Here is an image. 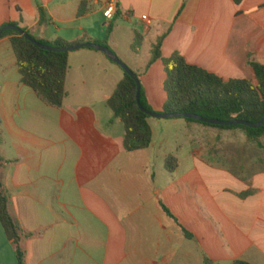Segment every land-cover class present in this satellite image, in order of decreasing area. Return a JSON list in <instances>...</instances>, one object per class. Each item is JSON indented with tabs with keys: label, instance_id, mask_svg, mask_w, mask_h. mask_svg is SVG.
Listing matches in <instances>:
<instances>
[{
	"label": "crops",
	"instance_id": "obj_1",
	"mask_svg": "<svg viewBox=\"0 0 264 264\" xmlns=\"http://www.w3.org/2000/svg\"><path fill=\"white\" fill-rule=\"evenodd\" d=\"M81 2L0 0V28L18 24L48 44L101 45L120 60L121 47L134 56L147 48L134 74L157 114L167 75L161 61L149 63L162 37L164 58L178 53L225 82L255 84L250 64L264 66V0H90L92 12L80 17ZM110 2L117 10L107 20ZM136 35L143 43L134 53ZM68 65V96L49 107L22 84L10 38L0 39L1 173L25 264H264V138L148 121L151 147L127 153L124 125L107 107L124 71L90 49L70 53ZM168 126L189 131L176 155ZM168 156L178 160L174 173ZM0 264H18L1 224Z\"/></svg>",
	"mask_w": 264,
	"mask_h": 264
},
{
	"label": "trees",
	"instance_id": "obj_2",
	"mask_svg": "<svg viewBox=\"0 0 264 264\" xmlns=\"http://www.w3.org/2000/svg\"><path fill=\"white\" fill-rule=\"evenodd\" d=\"M243 0H236L240 3ZM92 12L90 0H82L80 5V17ZM40 23L46 22L43 10H40ZM7 26L19 27L18 24ZM1 27L0 30L7 27ZM10 38L14 54L17 59L18 71L21 82L30 88L45 105L53 108H61L68 94L66 92V77L68 73V59L70 53H55L40 49L16 31H7L0 39ZM160 38L152 50V58L149 67L161 61L167 79L164 90L167 101L162 114H192L206 119L218 121L241 120L251 124H258L264 117V66L251 63L255 74V84L248 80L223 81L219 77L210 74L198 67L192 66L178 53L169 58L162 56V43ZM40 44L65 49L82 45L83 42L67 43L58 40L54 44L38 41ZM143 39L136 35L132 51L137 53L142 47ZM136 82L127 74L118 85L107 107L114 116L124 125V150L127 153H135L149 149L153 141V131L149 125V116L143 113L137 104ZM140 104L148 112H153L146 102L143 90H141ZM188 122L198 123L204 126L221 130L240 129L248 138L259 144L264 138V126L258 129H250L244 126L218 127L199 123L190 119ZM260 145V144H259ZM264 149L263 146L260 145ZM5 163L0 156V224L2 225L8 240L16 247L18 264H25V251L22 247L23 233L18 223L12 218L8 210V198L3 185L1 173ZM165 168L174 173L178 168V160L174 156H168L165 160ZM164 212L173 218L168 209L162 206ZM185 236L189 235L184 230ZM235 264H248L235 262Z\"/></svg>",
	"mask_w": 264,
	"mask_h": 264
},
{
	"label": "water",
	"instance_id": "obj_3",
	"mask_svg": "<svg viewBox=\"0 0 264 264\" xmlns=\"http://www.w3.org/2000/svg\"><path fill=\"white\" fill-rule=\"evenodd\" d=\"M7 31H16L18 34H20L22 37H25L27 40H29L31 43L39 47L40 49L48 52H55V53H73L75 51H79L82 49H90L94 50L100 53H103L111 62L115 63L118 65L125 74L130 76L137 85V104L140 108V110L148 115L150 118H155V119H160V120H171V119H190L199 123L211 125V126H218V127H237V126H244L250 129H258L264 126V117L263 119L258 123V124H251L245 121L241 120H234V121H218V120H212V119H206L197 115H192V114H157V113H152L144 110L140 104V96H141V84L139 81V78L130 70V68L123 63L109 48L101 46V45H96V44H91V43H85L82 45H78L75 47H70V48H65V49H58V48H53L49 46H45L40 44L36 39H34L31 35L26 33L24 30H22L19 27H14V26H7L0 30V36L7 32Z\"/></svg>",
	"mask_w": 264,
	"mask_h": 264
},
{
	"label": "rangeland",
	"instance_id": "obj_4",
	"mask_svg": "<svg viewBox=\"0 0 264 264\" xmlns=\"http://www.w3.org/2000/svg\"><path fill=\"white\" fill-rule=\"evenodd\" d=\"M121 35L122 37H124V31H121ZM126 34V33H125ZM125 40H126V35H125ZM127 49L124 47H121V52L120 55L122 56L121 60L123 61V63H125L126 65L128 64V67L130 68V70L132 72H138L139 69L144 68L148 58H149V53H148V49L145 48L142 50V53L139 56H134L131 53L126 54ZM135 60V62H133V60ZM154 113V112H152ZM150 123H152V125L154 126L156 123H163V125H168V123H173L170 122L172 120H163V121H158L155 120L153 118H149L148 120ZM177 121H181V125H184L183 123H190V124H196V125H201L198 123H193V122H188L185 119H178ZM202 127H206L208 129H214L217 131H227V130H221V129H217V128H212V127H208V126H204L201 125ZM165 128V127H164ZM165 136L167 138V140L169 141V150L171 154L176 155L177 152H181L179 151V146L182 145H189V131H187L185 128L180 127V128H174V127H169L165 128ZM156 135L158 137V133L156 131ZM263 139V138H262ZM181 154V153H180Z\"/></svg>",
	"mask_w": 264,
	"mask_h": 264
},
{
	"label": "built area",
	"instance_id": "obj_5",
	"mask_svg": "<svg viewBox=\"0 0 264 264\" xmlns=\"http://www.w3.org/2000/svg\"><path fill=\"white\" fill-rule=\"evenodd\" d=\"M116 6L114 3L110 2L107 4L106 6V10L104 12V17L107 19V20H112L115 13H116ZM145 19V18H144Z\"/></svg>",
	"mask_w": 264,
	"mask_h": 264
}]
</instances>
